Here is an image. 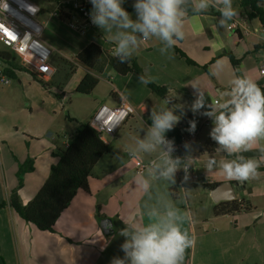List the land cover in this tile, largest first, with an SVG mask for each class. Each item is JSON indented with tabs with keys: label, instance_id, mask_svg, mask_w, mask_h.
I'll return each instance as SVG.
<instances>
[{
	"label": "crops",
	"instance_id": "1",
	"mask_svg": "<svg viewBox=\"0 0 264 264\" xmlns=\"http://www.w3.org/2000/svg\"><path fill=\"white\" fill-rule=\"evenodd\" d=\"M61 2L62 0L59 1ZM232 6L237 12L235 17L243 15L245 22H248L245 23L247 35L229 31L227 25L231 20L226 26L220 27V13L210 8L206 13L188 15L184 23V39L178 41L167 54L160 53L162 44L156 38L143 42L133 54L132 59L141 68L143 75L151 78L153 84L167 89L165 96L152 93L135 74L122 76L108 65L97 73L80 64L75 56L89 43H95L102 50L113 53L116 44L111 39L112 33L93 24L84 34L76 33L68 26L69 6L61 10L56 3L55 12L60 17L39 6L41 16L38 21L43 26L41 39L52 53L48 64L49 72L38 78L47 82L48 87L44 88L33 80L31 71L34 74L37 72L23 65L19 55L15 56L12 51L9 54L8 50L0 53L8 60L15 58L13 63L20 68L13 70L18 84L12 89L18 92V99L0 102V202L5 201L11 190L17 187L18 166L27 159L32 161L33 169L23 176L22 186L18 189L21 204H27L41 188L51 166L58 161V157L53 154L57 149H64L83 125L71 126L74 121L84 120V117H79L76 107L72 111L75 99L92 95L87 123L100 106L107 103L115 106L119 98H124L128 116L117 130L128 124L130 133L138 123L143 124L147 131L152 123L149 119L151 110H159L162 106L171 107L164 105V99L169 97L173 100L172 104L183 105L182 109H177L181 119L187 117L200 126V144L188 151L187 156L191 155V162L189 163L188 158H182L181 166L191 164L199 176H202V180L210 181L209 185H221L219 196L233 195L230 201L247 207L246 210L234 213L214 215L213 208L217 203L211 197V190L205 187L208 184L201 180L202 190L211 197V200L208 198L211 211L207 216L196 214V221H192L188 211L184 223H188V233L193 244L186 249L183 264H264V205L261 203L264 202V163L258 168V178L243 183L228 179L218 169L208 172L206 164L209 158L220 161L231 160L235 156L217 151L216 142L213 150L209 148V127L212 120L201 114L207 109L197 113L190 110L195 99V90L191 86L193 84H198L206 92L208 103L217 99L218 90H228L230 81L236 77L246 76L258 86H264V75L260 74L261 64L264 62V25L257 18L248 20L239 7V0H232ZM261 6L264 10V0ZM130 9L132 11L129 13L136 19L134 8ZM43 16L46 17L43 19ZM64 22L76 35L70 36L68 41L60 37ZM49 29L52 33L47 36L44 31ZM73 45L74 51H71ZM229 56L236 60L235 65L231 64ZM62 60L74 66L73 73L65 81L68 68ZM2 64L5 65L0 60V66ZM210 69L218 74L212 76ZM87 73L97 76L98 83L89 95H79L75 93V88ZM77 74L79 77L74 81ZM71 81L74 93L67 90ZM58 87L62 88L61 99L55 97L59 92ZM66 100L70 111L64 117L62 111ZM184 126L180 121L174 129L166 132V138L178 143L182 139ZM104 142L109 147V142ZM261 147H264V141L254 144L251 150L241 155L259 160L264 155L260 151ZM121 158L119 153L112 151L99 158L88 178V192L77 191L68 208L56 220L52 231L36 229L8 207L0 209V264H110L113 257L123 258L120 246L125 238L119 234V230L125 227L127 221L140 225L149 221L144 211L135 212V208H131L127 213L122 212L120 203L117 202L109 211L100 203L98 194L108 172V160L111 159L113 165L117 164L115 178L124 177L128 173L126 163H120ZM180 170L176 173V184L184 193L187 189L178 175ZM229 183L234 185L235 191ZM164 184L166 188H173L172 193L177 196L175 185L165 181ZM155 200L156 198L151 203H155ZM172 203L175 201L172 200ZM96 206L99 207L100 219L96 217ZM127 206L132 207L130 204ZM181 211L184 212V209L181 208ZM104 219L109 220L110 233L107 234L99 224Z\"/></svg>",
	"mask_w": 264,
	"mask_h": 264
},
{
	"label": "clouds",
	"instance_id": "2",
	"mask_svg": "<svg viewBox=\"0 0 264 264\" xmlns=\"http://www.w3.org/2000/svg\"><path fill=\"white\" fill-rule=\"evenodd\" d=\"M123 2L90 0L92 9L89 14L93 25L112 33L111 39L116 44L113 55L120 63H127L141 44L152 38L161 42L160 53L167 54L178 41L184 39L183 29L189 9L194 14L216 9L220 13V27L226 26L237 15L232 0H135L133 8L136 19H133L122 6ZM210 74L216 76L218 73L210 69ZM138 79L142 84L151 82V78L143 75ZM191 86L195 90V99L190 110L197 113L207 109L201 114L212 120L209 135L218 145L217 151L235 156L234 159L220 161L209 158L207 171L218 169L228 179L241 183L258 178V168L264 163V155L257 160L246 158L241 153L264 141V90L251 78L236 77L230 81L228 90H218L217 99L208 103L206 92L198 84ZM172 101L166 97L164 105L171 107L162 106L159 110H151V125L143 138L135 139V145L130 149V155L133 156L158 152L146 172L136 177L138 186L148 196L144 215L149 222L142 225L125 222V227L119 230V234L125 238L120 246L124 256L113 257L110 264H183L185 251L193 244L188 231L182 227L186 212L162 196L157 197L155 203L150 202L155 182L165 181L175 185L176 173L180 169L185 173L182 183L189 179L188 166L180 167L185 158L173 157L174 140L167 139L165 135L181 119L177 109H182L183 105L172 104ZM189 124L188 131L194 133L196 121H189ZM184 147L189 152L192 150L188 143ZM260 151L264 153V147ZM186 158L190 163L191 155Z\"/></svg>",
	"mask_w": 264,
	"mask_h": 264
},
{
	"label": "trees",
	"instance_id": "3",
	"mask_svg": "<svg viewBox=\"0 0 264 264\" xmlns=\"http://www.w3.org/2000/svg\"><path fill=\"white\" fill-rule=\"evenodd\" d=\"M262 0H239V7L243 11L248 20L257 18L261 25H264V10L261 6ZM123 7L126 11H132L124 0ZM189 9L188 15H193ZM60 17V15H58ZM179 54L180 51L177 50ZM75 59L88 69L100 73L104 66L108 65L115 73L126 75L135 74L138 77L143 75L141 68L131 58L127 63H120L119 59L105 50H102L97 44L89 43L75 56ZM232 65L236 64V60L229 56ZM0 60L5 63L3 66L5 72L12 78L13 70L20 69L13 62L15 58L9 60L0 54ZM67 65L68 73L64 76V81L73 73L74 66L62 60ZM3 65V64H2ZM33 80L38 82L44 88L48 87V83L43 81L41 74H34L31 71ZM69 75V76H68ZM144 76V75H143ZM98 83L97 76L87 73L75 88V93L79 95H89ZM150 91L158 96H165L167 89L159 87L152 82L146 84ZM61 87V86H60ZM58 87L59 92L55 94L57 99L63 97L62 88ZM264 90V86H259ZM70 121H73L70 119ZM182 125H186L190 120L187 117L182 118ZM186 123V124H185ZM64 149H57L53 154L58 157V161L51 166L49 174L32 199L25 205L21 204L18 189L23 183V176L32 171V161L27 159L18 166L16 177L18 180L17 187L11 190L5 201L0 202V209L8 207L15 212L26 223L32 224L36 229L41 231H52L56 220L61 213L68 208L77 191L82 190L88 192V178L94 165L99 158L110 153L108 145L90 125L89 122L84 123L69 140ZM214 141L210 138L209 148L213 150ZM216 184L207 185L212 190ZM173 190V188H171ZM241 204L235 201L219 202L213 208L214 215H222L246 210ZM97 219L99 207L96 206Z\"/></svg>",
	"mask_w": 264,
	"mask_h": 264
},
{
	"label": "built area",
	"instance_id": "4",
	"mask_svg": "<svg viewBox=\"0 0 264 264\" xmlns=\"http://www.w3.org/2000/svg\"><path fill=\"white\" fill-rule=\"evenodd\" d=\"M69 6L68 26L76 33L84 34L92 26L90 20L91 3L90 0H67ZM40 8L31 0H0V41L2 45L19 55L26 67L36 69L42 75L49 72L48 63L51 57L50 47L42 41L41 34L43 26L38 21ZM55 15L58 13L55 12ZM243 15L234 17L227 25L231 32L248 34ZM40 68V69H39ZM260 74L264 75V62L261 64ZM11 77L0 66V85H8ZM216 100V99H215ZM128 116L127 102L124 98H119L115 106L102 105L91 116L89 125L98 133H105L113 137L117 128L125 121ZM207 123H205L206 125ZM189 122L184 126L182 139L175 144L173 157L186 158L188 151L184 145L190 144L191 147L198 146L199 127L196 124L195 132H189ZM150 163V162H149ZM141 166L137 173H144L149 165ZM188 166L187 181L202 180L196 169L189 163L181 166ZM183 179L185 173L181 169L178 173ZM209 183L208 179L202 180Z\"/></svg>",
	"mask_w": 264,
	"mask_h": 264
},
{
	"label": "rangeland",
	"instance_id": "5",
	"mask_svg": "<svg viewBox=\"0 0 264 264\" xmlns=\"http://www.w3.org/2000/svg\"><path fill=\"white\" fill-rule=\"evenodd\" d=\"M31 1L36 2L41 8L43 7L44 9H46V12H55L57 10L56 3L57 6L61 8V10L62 8H66V7L68 8L66 0H62L61 3H59V1L61 0H31ZM134 2L135 0H126V4L129 8L133 7ZM40 16L41 15H39L38 18ZM45 17L46 16H43V19ZM245 23L248 22L246 21ZM51 33L52 31L50 29L44 31V34L47 36H50ZM70 36H76V35L68 29L67 24L64 22V26L60 32V37L61 38L63 37L64 40L68 41L70 39ZM6 50H8L7 53L10 54L11 51L5 48L0 41V53ZM71 51H74V45L72 46ZM13 54L17 56L15 53ZM22 64L24 65L23 62ZM1 66L3 67L4 64ZM34 70L37 71V68ZM78 74L73 78L74 81L79 77ZM17 84H18L17 77L14 76L10 79V83L8 85H0V102L11 99H16V100L18 99L17 98L18 92L15 89H12L15 88ZM72 88H73V81H71L70 85L67 87V90L70 91ZM72 92L74 93V90ZM91 98L92 95H90L89 97H79V99H75L76 101H73L74 104L72 111L74 110V107H76L78 109V112L80 113L78 114L79 117H84V120H81L79 118L80 120H77L76 123H74L75 122L74 121L73 124H71V126H75V124H77V126L79 127L80 125L86 123L88 117L87 114L92 104ZM67 105H68V101L66 100L64 104V109L62 111L64 117H67V113L70 111ZM212 126L213 123H211L209 127L210 130ZM127 127L128 124L118 129L113 135L114 136L113 138L105 133L101 134V137L105 141L109 142V150L112 152L119 153V155L122 156L120 163L121 162L122 164L126 163V169L128 170V173H126L124 177L121 176L115 178L117 174L114 172L117 170V168L115 167L117 166V164L113 165L112 163L114 162L111 161V159H109L108 160L109 163L106 166L108 172L104 177V182H102L101 184V190L98 196L100 198V203H102V205H104L106 209H108L109 211L112 210V207L115 206L117 202L120 203L122 212L124 211L127 213L131 208H135V212H143L144 205L146 202H148V196L143 192V190L138 186L136 182V177L139 174L137 173V170L141 166L147 165L152 159H155L158 156V154L151 153V154H137L135 156L130 155V149L134 147L135 139L137 137L143 138V135L146 133V129L143 124L138 123L135 130H131V132L128 133ZM133 173L135 175H133ZM133 176L134 177L136 176L135 179H133ZM200 183H202L201 180L182 183L183 186L187 189V191H185L184 193L179 189L178 185L175 184L178 190L177 196H175L172 193L173 190L170 187L166 188L164 181H157L154 183L152 196L153 199L162 196L167 201L171 200L172 202V200H174L175 201L174 204L177 207H179L180 209L181 208L184 209V212L186 213H188L189 211L192 217V221H196L197 220L196 214H199L201 216H207V214L211 211V202L208 199L210 198L211 200V197L206 193V191L202 190ZM113 194H115V196L111 199ZM261 203L262 205H264V202L261 201ZM127 204L132 205V207H128ZM187 224L188 223L183 222V229L189 231ZM198 226L199 225H197V227Z\"/></svg>",
	"mask_w": 264,
	"mask_h": 264
},
{
	"label": "water",
	"instance_id": "6",
	"mask_svg": "<svg viewBox=\"0 0 264 264\" xmlns=\"http://www.w3.org/2000/svg\"><path fill=\"white\" fill-rule=\"evenodd\" d=\"M106 105H108V103ZM70 143L71 142H69V144ZM229 185L232 188V190L235 191L234 185L232 183H229ZM220 190H221V185H219V186H217V187H215L214 189L211 190V197H212L214 202L218 203V202H221V201H230V200L233 199V195L219 196ZM108 223H109V220H107V219L101 220L100 223H99L101 228H102V230H103V232L105 234L110 233V229L108 227Z\"/></svg>",
	"mask_w": 264,
	"mask_h": 264
}]
</instances>
